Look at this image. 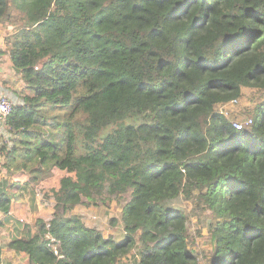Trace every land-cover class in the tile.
<instances>
[{
	"label": "trees",
	"instance_id": "16d2710c",
	"mask_svg": "<svg viewBox=\"0 0 264 264\" xmlns=\"http://www.w3.org/2000/svg\"><path fill=\"white\" fill-rule=\"evenodd\" d=\"M8 25L22 89L9 91L2 167L27 175L23 188L66 171L52 217L34 233L16 220L10 249L30 264L132 250L140 264H264V0H0ZM243 88L260 97L236 129L217 106ZM17 184L0 183L5 224ZM181 194L210 212V252L168 206ZM116 199L120 240L75 212Z\"/></svg>",
	"mask_w": 264,
	"mask_h": 264
},
{
	"label": "rangeland",
	"instance_id": "374dc122",
	"mask_svg": "<svg viewBox=\"0 0 264 264\" xmlns=\"http://www.w3.org/2000/svg\"><path fill=\"white\" fill-rule=\"evenodd\" d=\"M7 95L10 97L9 93ZM259 97L260 92L257 89L243 88V95L237 102L225 105L220 104L217 106V110L222 111L231 121L246 120L245 115H248L246 111L252 108ZM0 158L2 157L0 156ZM74 168L75 165H72L69 171H73ZM65 173L55 169L53 175L36 183V185L30 184V187L27 188L22 187L28 179V176L23 174L13 176H1L0 174V183L5 178H9L11 182L15 183L18 181V184L15 186V192H18L19 197L14 198L12 204H16L15 209L20 213L19 218L24 219V222L27 223V220L32 222V220H38L39 218L50 219L52 217L55 205L53 189L58 186L59 180ZM122 202L116 199L111 202L109 207L78 206L75 212L81 214L85 221H88L86 222L88 225L102 230L105 236L113 235L114 238L120 240L124 237V223L121 217L124 202ZM168 206L182 210L188 215V228L194 237L192 245L190 244L192 249L198 252H210L212 245L209 230L213 221L210 212H205L196 203L195 199H186L183 194L172 200ZM13 222L15 221L13 220ZM21 227L19 226V228ZM198 231L202 233L201 236L198 235ZM202 262L204 263V260Z\"/></svg>",
	"mask_w": 264,
	"mask_h": 264
},
{
	"label": "crops",
	"instance_id": "0c3cea01",
	"mask_svg": "<svg viewBox=\"0 0 264 264\" xmlns=\"http://www.w3.org/2000/svg\"><path fill=\"white\" fill-rule=\"evenodd\" d=\"M14 32L15 28L12 25H8L7 27L0 26V44H2L4 47V60L0 65V92L6 94H10V90L22 89L20 77L17 74V71L15 70L8 53L7 40ZM62 172L65 173V171ZM15 205L16 204L11 205L10 211L15 222L12 221V223L5 224V216L0 213V264H30V258L27 254L18 253L15 250L10 249L8 246V243L13 238V232H15L16 228L20 229L19 224L16 223V220H21V218H19L20 213H18V210L15 209ZM36 221L37 219L32 220V222L27 220V222L30 223L32 227V233H34ZM116 264H140V257L137 255L135 250H132L128 255L122 257Z\"/></svg>",
	"mask_w": 264,
	"mask_h": 264
},
{
	"label": "built area",
	"instance_id": "2783aa9c",
	"mask_svg": "<svg viewBox=\"0 0 264 264\" xmlns=\"http://www.w3.org/2000/svg\"><path fill=\"white\" fill-rule=\"evenodd\" d=\"M3 60H4V47L2 44H0V65L2 64ZM13 106L14 103L10 99V97L6 93L0 92V134L2 133L4 125L6 124L7 119L12 112ZM251 123H252L251 119H248L245 122L236 121L234 122V127L236 129H243L245 125H250ZM2 162L3 159L1 158L0 174L1 176H5V175L7 176L6 170H4L2 167ZM20 221L24 222V219H21Z\"/></svg>",
	"mask_w": 264,
	"mask_h": 264
}]
</instances>
